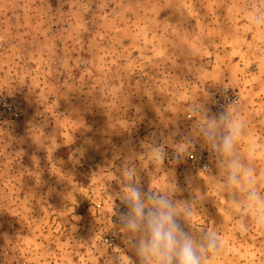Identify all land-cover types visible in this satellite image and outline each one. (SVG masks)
<instances>
[{"label": "rangeland", "instance_id": "obj_1", "mask_svg": "<svg viewBox=\"0 0 264 264\" xmlns=\"http://www.w3.org/2000/svg\"><path fill=\"white\" fill-rule=\"evenodd\" d=\"M256 16L264 0H0V102L21 113L0 122V264H139L118 223L125 168L178 207L196 198L182 222L218 233L214 264H264V228L240 230V204L216 191L215 160L206 173L185 157L207 150L193 108L219 111L212 100L227 88L236 99L224 109L245 123L238 150L255 149L264 192ZM177 129L195 146L181 151ZM152 133L162 163L150 156Z\"/></svg>", "mask_w": 264, "mask_h": 264}, {"label": "clouds", "instance_id": "obj_2", "mask_svg": "<svg viewBox=\"0 0 264 264\" xmlns=\"http://www.w3.org/2000/svg\"><path fill=\"white\" fill-rule=\"evenodd\" d=\"M254 23L264 26V18L256 16ZM193 112L200 118L195 131L215 158V171L220 177L216 189L218 195L232 204H240L242 214L237 220L242 232L248 231L250 224L264 228V192L256 187L255 149L247 157L238 150V143L245 134V123L222 106L219 111L212 112L206 104H200ZM176 134L183 141L181 151L184 147L195 146L191 134L179 133L178 129L173 132ZM149 139L150 156L162 163L168 153L155 133ZM173 159L176 163L181 161L177 154H173ZM202 170L213 171L208 164ZM124 176L127 179L120 202L126 211L119 212L118 223L124 233L122 240L138 258L139 264H214L221 257L223 245L215 230L194 232L182 222L193 216L195 197L178 207V202L168 194L145 190L128 168L124 169ZM186 181L191 185L190 177H186ZM177 191L183 193L184 189L177 185ZM129 261L136 264L130 257ZM113 264H117L115 258Z\"/></svg>", "mask_w": 264, "mask_h": 264}, {"label": "built area", "instance_id": "obj_3", "mask_svg": "<svg viewBox=\"0 0 264 264\" xmlns=\"http://www.w3.org/2000/svg\"><path fill=\"white\" fill-rule=\"evenodd\" d=\"M236 99V94L230 92L227 88L221 89L220 93L212 100V105L216 109H220L221 106L224 108ZM21 115L20 109L18 108L14 100L3 99L0 102V122L16 120ZM186 161L195 169H202L205 164H210L215 158L208 150H191L186 153ZM112 238H105L107 246H112Z\"/></svg>", "mask_w": 264, "mask_h": 264}]
</instances>
